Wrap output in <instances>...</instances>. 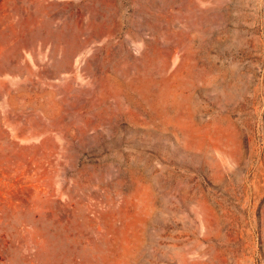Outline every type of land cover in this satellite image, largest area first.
I'll use <instances>...</instances> for the list:
<instances>
[{
  "label": "rangeland",
  "instance_id": "obj_1",
  "mask_svg": "<svg viewBox=\"0 0 264 264\" xmlns=\"http://www.w3.org/2000/svg\"><path fill=\"white\" fill-rule=\"evenodd\" d=\"M0 264H264V0H0Z\"/></svg>",
  "mask_w": 264,
  "mask_h": 264
}]
</instances>
